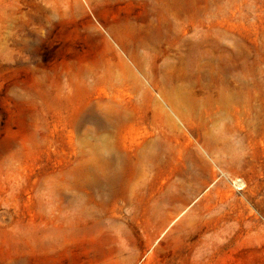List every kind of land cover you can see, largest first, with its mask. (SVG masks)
<instances>
[{"label": "rangeland", "instance_id": "374dc122", "mask_svg": "<svg viewBox=\"0 0 264 264\" xmlns=\"http://www.w3.org/2000/svg\"><path fill=\"white\" fill-rule=\"evenodd\" d=\"M110 157L182 198L168 264H264V0H0V264H116L145 216L74 185Z\"/></svg>", "mask_w": 264, "mask_h": 264}, {"label": "bare ground", "instance_id": "6f19581e", "mask_svg": "<svg viewBox=\"0 0 264 264\" xmlns=\"http://www.w3.org/2000/svg\"><path fill=\"white\" fill-rule=\"evenodd\" d=\"M117 158L116 159L120 162V157ZM114 161H115L114 157H110L107 160L108 163L107 166H109L110 169L112 170H106V173L103 175V179L96 176L94 174V170H85V174L90 175V178L85 180L80 179L81 178L80 173H77L76 182L74 184L76 186V189L81 191L82 190L87 191L88 189L96 188L102 191L108 190L110 192L115 190L116 192V189L119 190L120 187L121 193L119 194L120 195L119 197L134 209L133 214H130L132 221L138 219L140 215L145 216L146 220L143 226L139 227L141 233H139V235L137 236L135 241H133V243L127 240L128 236H126L127 234L125 233V230L119 229L118 233L122 241L118 250L120 254L119 255L120 259L117 261L116 264H121V259L124 258L125 256H128V260L130 264H133L134 262H136V260H141L140 258H142L144 252L150 247L153 248V253L150 256L149 262L152 263L156 259L158 254H160L163 256V264H168L169 253H161L163 251L162 250L163 244H159L156 247L155 245L159 239L157 240L155 238L159 236V234H164L168 230V228H170L168 227L170 224V211H169L170 207H174L175 203L181 202L182 198L173 196V194H171L172 198H170L169 197L170 190L167 186L168 183H166L157 198L151 197L149 200H147V203L142 206L140 202L145 201L143 200L145 199L144 191H146L147 188L150 187L151 183L154 180L156 181L157 179L156 176L154 175L155 170H115L116 165ZM151 166H152V160L148 159L147 167H151ZM80 194L83 193L81 192ZM132 195L134 197H132ZM87 215H90V212L85 209L79 208L78 211H76V217H79L80 219L85 218ZM183 223L184 220L181 222V224ZM209 223L210 222L198 223L196 228L192 230L190 229L187 232L188 233L187 237L181 240L180 255L184 257V260L187 259L189 260L192 254H194V251L198 250V247L201 245V240L198 239L193 241L195 238L194 237L195 233H199L204 228L207 229V232L209 230H216V226L213 224H212L213 226H211L209 225ZM170 225H173V223H171ZM165 243L170 244V240L168 241L167 239ZM173 256H174L173 257L174 260L177 257V255H173ZM198 262H199L198 260H194L193 264Z\"/></svg>", "mask_w": 264, "mask_h": 264}]
</instances>
